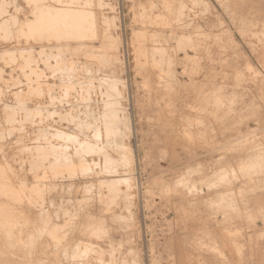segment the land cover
Returning <instances> with one entry per match:
<instances>
[{"label":"rangeland","instance_id":"1","mask_svg":"<svg viewBox=\"0 0 264 264\" xmlns=\"http://www.w3.org/2000/svg\"><path fill=\"white\" fill-rule=\"evenodd\" d=\"M0 29V264H264V0H0Z\"/></svg>","mask_w":264,"mask_h":264},{"label":"bare ground","instance_id":"2","mask_svg":"<svg viewBox=\"0 0 264 264\" xmlns=\"http://www.w3.org/2000/svg\"><path fill=\"white\" fill-rule=\"evenodd\" d=\"M178 2H179V1H178ZM203 4H204V3H203ZM42 10H43V9H42ZM39 11H40V13H41V10H39ZM53 11H54V10H53ZM35 12H36V11H35ZM37 12H38V11H37ZM45 12H46V11H45ZM45 12H42V13H45ZM38 13H39V12H38ZM38 13H37V14H38ZM50 13L54 14V12H52V9H51V12H50ZM35 15H36V14H35ZM38 15H39V14H38ZM45 15H47V14H45ZM50 15H51V14H50ZM54 15H55V14H54ZM54 15H52V17H53ZM178 15H179V12H178ZM43 16H44V15H43ZM34 17H35V16H34ZM57 17H58V16H57ZM57 17H56V15H55V17H53V19L55 20ZM31 18H32V17H31ZM39 18H40V17H39ZM46 18H48V16H46ZM61 19H62V18H61ZM61 19H60V21H61ZM33 20H34V18H33ZM54 20H53V22H54ZM65 20H66V19H65ZM67 20H68V19H67ZM36 21H38L37 18H36ZM47 21H50V20L47 19ZM62 21H63V20H62ZM13 22H14V21H13ZM34 22H35V20H34ZM51 22H52V21H51ZM58 22H59V20L56 21L57 24H58ZM63 22H64V21H63ZM73 22H75V21H73ZM77 22H78V21H77ZM60 23H61V22H60ZM60 23H59V24H60ZM69 23H70V22H69ZM78 23H79V22H78ZM78 23H76V24H78ZM42 24H43V23H42ZM24 25H25V24H24ZM61 25H62V24H61ZM61 25H60V26H61ZM68 25H69V24H68ZM81 25H82V24H81ZM25 26H26V25H25ZM49 26H50V25H49ZM56 26H57V25H56ZM60 26H59V27H60ZM62 26H63V25H62ZM69 26H70V25H69ZM29 27H30V26H29ZM36 27H37V26H36ZM65 27H67V26H65ZM63 28H64V27H63ZM72 28H73V27H72ZM47 29H48V28H47ZM79 29H80V28H79ZM79 29H78V30H79ZM0 30H1V29H0ZM53 30H54V28H53ZM76 30H77V28H76ZM47 31H48V30H47ZM36 32H37V31H36ZM44 32H45V31H44ZM53 32H54V31H53ZM53 32H52V33H53ZM33 33H34V32H33ZM50 33H51V32H50ZM55 33H57V31H56ZM35 34H36V33H35ZM44 34H45V33H44ZM68 35H69V34H68ZM71 35H72V34H71ZM1 36H2V35H1ZM28 36H29V35H28ZM30 36H31V35H30ZM33 36H34V35H33ZM38 36H39V34H38ZM57 37H58V36H57ZM68 37H69V36H68ZM33 38H34V37H33ZM46 38H48V37H46ZM49 38H50V35H49ZM49 38H48V39H49ZM52 38H53V37H52ZM54 38H55V37H54ZM32 40H33V39H32ZM60 40H61V39H60ZM12 43H13V42H12ZM75 45H76V44H75ZM53 46H54V45H53ZM73 46H74V45H73ZM89 46H90V44H89ZM59 47H60V46H59ZM48 48H49V47H48ZM55 48H56V47H55ZM78 48H79V47H78ZM46 49H47V48H46ZM49 49H50V48H49ZM67 49H68V48H67ZM72 49H73V48H72ZM42 50H43V49H42ZM56 50H57V48H56ZM75 50H76V49H75ZM12 51H13V50H12ZM51 51H52V50H51ZM37 52H38V51H37ZM54 52H55V51H54ZM56 52H57V51H56ZM74 52H75V51H74ZM83 52H85V51H83ZM25 53H26V52H25ZM85 53H86V52H85ZM1 54H2V53L0 52V55H1ZM7 54H8V53H7ZM7 54H6V55H7ZM9 54H10V53H9ZM35 54H36V53H35ZM42 54H43V52H42ZM56 54H57V53H56ZM18 55H19V54H18ZM18 55H17V56H18ZM49 55H50V54H49ZM70 55H71V54H70ZM86 55H87V54H86ZM89 55H90V54H89ZM114 55H115V54H114ZM27 56H28V55H27ZM104 56H105V55H104ZM5 57H6V56H5ZM44 57H45V56H44ZM74 57H75V56H74ZM87 57H88V56H87ZM93 57H94V55H93ZM93 57H92V58H93ZM107 57H108V56H107ZM68 58H69V56H68ZM96 58H97V57H96ZM96 58H95V59H96ZM101 58H102V57H101ZM101 58H100V59H101ZM2 59H3V58H2ZM45 59H46V58H45ZM60 59H61V58H60ZM89 59H91V58H89ZM98 59H99V58H98ZM100 59H99V60H100ZM114 59H115V58H114ZM43 60H44V58H43ZM47 60H48V59H47ZM57 60H59V59H57ZM101 60H102V59H101ZM39 61H40V60H39ZM60 61H62V60H60ZM102 61H103V60H102ZM110 61H111V60H110ZM13 62H14V61H13ZM42 62H44V61H42ZM58 62H59V61H58ZM77 62H78V61H77ZM100 62H101V61H100ZM114 62H115V61H114ZM27 63H28V62H27ZM40 63H41V62H40ZM31 64H32V63H31ZM45 64H46V62H45ZM55 64L57 65V63H55ZM105 64H106V63H105ZM168 64H169V63H168ZM13 65H14V64H13ZM29 65H30V64H29ZM35 65H36V64H35ZM70 65H71V64H70ZM109 65H110V64H109ZM52 66H53V65H52ZM26 67H27V66H26ZM28 67H29V66H28ZM33 67H34V66H33ZM55 67H56V66H55ZM173 67H174V65H173ZM20 68H21V67H20ZM34 68H35V67H34ZM18 69H19V68H18ZM23 69H24V68H23ZM51 69H52V67H51ZM54 69H55V68H54ZM15 70H16V69H15ZM29 70H31V69H29ZM29 70H28V71H29ZM35 70H36V69H35ZM46 70H47V69H46ZM55 70H57V69H55ZM63 70H65V69H62V68H61L60 71H63ZM72 70H73V69H72ZM21 71H22V70H21ZM33 71H34V70H33ZM58 71H59V70H58ZM169 71H170V70H169ZM54 73H55V72H54ZM169 73H170V72H169ZM31 74H32V73H31ZM51 74H52V71H51ZM41 75H42V74H41ZM41 75H39V76H41ZM65 75H66V72L63 73V75H61V76L63 77V76H65ZM173 75H174V74H173ZM42 76H43V75H42ZM70 76H71V75H70ZM169 76H171V74H169ZM15 78H16V77H15ZM31 79H32V78H31ZM43 80H44V79H43ZM108 80H111V79H108ZM0 81H1V80H0ZM5 82H7V81H5ZM29 82H30V81H29ZM31 82H32V81H31ZM67 82H68V81H67ZM16 83H17V82H16ZM18 83H19V82H18ZM33 83H34V82H33ZM111 83L113 84V82H111ZM116 83H118V82L116 81ZM69 84H70V83H69ZM108 84H109V82H108ZM114 84H115V83H114ZM114 84H113V87H115ZM30 85H31V84H30ZM35 85H36V84H35ZM109 85H110V84H109ZM115 85L117 86V84H115ZM28 86H29V85H28ZM37 86H38V85H37ZM39 86H40V85H39ZM105 86H107V85H105ZM110 86H111V85H110ZM8 87H9V86H8ZM12 87H13V85H12ZM111 87H112V86H111ZM39 88H40V87H39ZM50 88H51V87H50ZM26 89H27V88H26ZM32 89H33V88H32ZM37 89H38V88H37ZM30 90H31V89H30ZM39 90H40V89H39ZM112 91H113V90H112ZM3 92H4V91H3ZM35 92H37V91H35ZM21 93H22V92H21ZM14 94H16V93H14ZM34 94H35V93H34ZM62 94H63V93H62ZM31 95H32V94H31ZM36 95H37V94H36ZM15 96H16V95H15ZM39 96H41V95H39ZM13 97H14V96H13ZM36 97H37V96H36ZM46 97H47V96H46ZM2 98H3V97H2ZM52 99H53V98H52ZM12 100H13V99H12ZM50 100H51V98H50ZM113 102H114V101H109L108 104H109V105H112ZM117 105H118V104H117ZM7 106H8V105H7ZM105 108H106V107H105ZM106 109H107V108H106ZM108 109H109V108H108ZM108 109H107V111H108ZM113 109H114V108H113ZM99 110H100V109H99ZM94 111H95V110H94ZM102 111H103V110H102ZM105 111H106V110H105ZM105 111H103V112H105ZM107 111H106V112H107ZM111 111H112V110H111ZM116 111H117V110H116ZM90 112H91V111H90ZM103 112H101V113H103ZM117 112H118V111H117ZM17 114H18V113H17ZM104 114H105V113H104ZM104 114H103V115H104ZM113 114H114V112L111 113V114H107V115L105 114V117H106V119H107V122H106V120H105V126H106V127H105V130H106V132H108V134H109V131H110V130H113V128H115V126H116V125H115V122H116V120H117V119H116V115H117V114H116V112H115L116 115H115V114L113 115ZM76 115H78V114H76ZM98 115H99V114H98ZM100 115H102V114H100ZM124 115H125V114H124ZM78 117H79V116H78ZM98 117H99V116H98ZM101 117H102V116H101ZM101 117H100V118H101ZM107 117H108V118H107ZM119 117H120V116H119ZM66 118H68V117H66ZM73 118H74V117H73ZM70 119H71V118H70ZM70 119H69V120H70ZM89 119H90V118H89ZM102 119H103V118H102ZM123 119H124V118H123ZM69 120H68V121H69ZM72 120H73V119H72ZM100 120H101V119H100ZM95 121H96V120H95ZM74 122H75V121H74ZM90 122H91V121H90ZM101 122H102V121H101ZM19 124H20V123H19ZM77 124H78V123H77ZM77 124H76V125H77ZM85 125H89V123L86 122ZM94 125H95V124H94ZM19 126H20V125H19ZM77 126H78V125H77ZM83 126H84V125H83ZM95 126H97V125H95ZM122 126H123V124H122ZM102 127H103V126H102ZM203 127H204V126H203ZM0 128H2V127H0ZM99 128H100V126H99ZM121 129H122V128H121ZM43 130H44V129H43ZM102 130H103V129H102ZM105 130H104V131H105ZM49 131H50V130H49ZM62 131H63V130H62ZM81 131H82V130H81ZM92 131H93V130H92ZM100 131H101V130H100ZM114 131H115V130H114ZM50 132H51V131H50ZM118 132H119V131H118ZM2 133H3V132H2ZM40 133H41V132H40ZM58 133H59V132H58ZM79 133H80V132H79ZM98 133H99V130H98V132H97V135H98ZM102 133H103V132H102ZM38 134H39V133H38ZM50 134H51V133H50ZM52 134H53V133H52ZM52 134H51V135H52ZM72 134H73V132H72L71 134H68V133H61V136H62V137H65L69 142H74V143H75V141H78V139H76V136H75V135H72ZM76 134H77V132H76ZM82 134H83V133H82ZM108 134H106V135H108ZM46 135H47V134H46ZM51 135H50V137H51ZM83 135H84V134H83ZM109 135H110V134H109ZM126 135H127V134H126ZM39 136H40V134H39ZM44 136H45V135H44ZM104 136H105V135H104ZM124 136H125V135H124ZM45 137H46V136H45ZM56 137H58V136H56ZM84 137L86 138V136H84ZM107 137H108V136H107ZM109 137H111V136H109ZM114 137H115V136H114ZM118 137H119V136H118ZM118 137H117V138H118ZM47 138H49V137H47ZM65 138H64V139H65ZM105 138H106V137H105ZM39 139H41V137H40ZM49 139H50V138H49ZM54 139H55V138H53V140H54ZM66 139H65V140H66ZM108 139H109V138H108ZM111 139H112V138H111ZM37 140H38V139H37ZM45 140H46V139H45ZM57 140H58V139H57ZM100 140H101V139H100ZM105 140H106V139H105ZM113 140L116 142V138L113 139ZM49 141H50V140H49ZM60 141H61V140H60ZM62 141H64V140H62ZM86 141H87V139H86ZM88 141H89V140H88ZM118 141L120 142V140H118ZM38 142H39V141H38ZM58 142H59V141H58ZM81 142H82V141H81ZM107 142H108V140H107ZM17 143H18V142H17ZM62 143H63V142H62ZM89 143H90V142H89ZM89 143H88V142H82V143H80V142L78 141L77 144H79V148L81 147L83 150L85 149V150H89V151H90V150H93L94 147H92ZM93 143H94V142H93ZM105 143H106V141H105ZM105 143H104V144H105ZM116 143H117V142H116ZM47 144H48V143H47ZM64 144H67L66 141L64 142ZM53 145H54V144H53ZM74 145H75V144H74ZM95 145H96V144H95ZM105 145H106V144H105ZM105 145H104V146H105ZM67 146H68V145H67ZM72 146H73V145H72ZM93 146H94V144H93ZM99 146H100V145H99ZM108 146H109V145H108ZM110 146H111V145H110ZM113 146H116V145H113ZM39 147H40V146H39ZM57 147H58V146H57ZM76 147H77V145H76ZM102 147H103V146H102ZM106 147H107V146H106ZM59 148H60V147H59ZM63 148H64V147H63ZM67 148H68V147H67ZM31 149H32V148H31ZM60 149H61V148H60ZM64 149H65V148H64ZM75 149H76V148H75ZM113 149H114V148H113ZM76 150H77V149H76ZM102 150H103V149H102ZM114 150H115V149H114ZM59 151H60V150H59ZM62 151H64V150H62ZM65 151H66V150H65ZM100 151H101V150H100ZM100 151H99V152H100ZM110 151H112V150L110 149ZM49 152H50V151H49ZM76 152H77V151H76ZM78 152L80 153V151H78ZM96 152H97V151H96ZM103 152H104V151H101L102 157H103V155H104ZM29 153H30V152H29ZM33 153H34V152H33ZM57 153H58V152H57ZM87 153H88V152H87ZM59 154H60V153H59ZM95 154H97V153H95ZM106 154H107V152H106ZM106 154H105V155H106ZM37 155H38V154H37ZM45 155L48 156L47 154H45ZM51 155H54V154H51ZM57 155H58V154H57ZM64 155H65V154H64ZM64 155H63V156H64ZM82 155H83V154H82ZM90 155H91V154H90ZM41 156H43V155L41 154ZM59 156H60V155L55 156V157L58 158ZM110 156H111V155H110ZM147 156H148V155H147ZM77 157H78V156H77ZM108 157H109V156H108ZM149 157H150V156H149ZM252 157H253V156H252ZM57 158H56V159H57ZM59 158H61V157H59ZM109 158H110V157H109ZM257 158H259V157H257ZM62 159H63V158H62ZM107 159H108V158H107ZM263 159H264V158H263ZM58 160H59V162H62L60 159H58ZM66 160H67V159H66ZM66 160H64V161H66ZM68 160H69V159H68ZM68 160H67V161H68ZM259 160H260V159H259ZM259 160H258V161H259ZM31 161H32V160H31ZM67 161H66V162H67ZM82 161H83V159H82ZM84 161H85V160H84ZM102 161H103V160H102ZM110 161H111V159H110ZM255 161H256V160H255ZM255 161H254V162H255ZM44 162H45V161H44ZM75 162H76V161H75ZM75 162H72V163L70 162L71 164H69V166L78 169V167H79V165H80L79 163H81V161L79 160L76 164H74ZM107 162H108V161H107ZM256 162H257V161H256ZM84 163H85V162H84ZM104 163H106V160H105ZM108 163H109V162H108ZM41 164H42V163H41ZM46 164H47V163H46ZM53 164H54V163H53ZM64 164H65V162H64ZM66 164H68V162H67ZM254 164H255V163H254ZM254 164H252V165H254ZM261 164H262V163H261ZM60 165L63 166V164H60ZM247 165H248V164H247ZM263 165H264V164H263ZM263 165H262V166H263ZM17 166H18V165H17ZM20 166H21V165H20ZM20 166H19V167H20ZM58 166H59V165H58ZM66 166H67V165H66ZM66 166L64 165L63 167H66ZM256 166H257V165H256ZM251 168H252V167H251ZM258 168H259V166H258ZM262 168H263V167H262ZM19 169H20V168H19ZM112 169H115V168H111V170H112ZM246 169H247V168H246ZM260 169H261V168H260ZM260 169H259V170H260ZM26 170H27V169H26ZM58 170H60V168H59ZM58 170L56 169V171H58ZM66 170H67V169H66ZM68 170H69V169H68ZM73 170H74V169H73ZM102 170H105V168H104V169L102 168ZM107 170H108V168H107ZM222 170H223V169H222ZM242 170H243V169H242ZM252 170H253V169H252ZM254 170H255V169H254ZM64 171H65V169H64ZM76 171H77V170H76ZM96 171H97V169H96ZM113 171H114V170H113ZM113 171H112V173H113ZM245 171H246V170H245ZM72 172H73V171H72ZM109 172H110V171H109ZM248 172H249V171H248ZM252 172H253V171H252ZM64 173H65V172H64ZM110 173H111V172H110ZM114 173H115V172H114ZM221 173H222V172H221ZM231 173H232V172H231ZM233 173H234V172H233ZM241 173H242V172H241ZM244 173H245V172H244ZM0 174H1V173H0ZM72 174H73V173H70V175H72ZM75 174H76V173H75ZM106 174H107V173H106ZM116 174H117V173H116ZM258 174H259V173H258ZM65 175H66V174H65ZM70 175L67 174V176H69V178H72L73 175H72V177H71ZM76 175H77V174H76ZM223 175H225V174L223 173ZM223 175H221V176H223ZM226 175H227V174H226ZM232 175H233V174H232ZM240 175H241V174H240ZM63 176H64V175L62 174L61 177L63 178ZM247 176H248V175H247ZM65 177H66V176H65ZM109 177H110V176H109ZM2 178H3V176H2ZM125 178H126V176H125ZM128 178H130V177L128 176ZM41 179H42V178H41ZM131 179H132V178H131ZM205 179H206V177H205ZM224 179H225V178H224ZM51 180H52V179H51ZM61 180H62V179H61ZM120 180H122V179H120ZM132 180H133V179H132ZM206 180H207V179H206ZM36 181H38V180H36ZM124 181H125V180H124ZM126 181H127V179H126ZM201 181H202V180H201ZM207 181H208V180H207ZM219 181H220V179H219ZM98 182H100V181H98ZM112 182H114V183H116V184L118 185V183H117L118 181H116V180L114 181V180H113ZM119 182H120V184H121V183H123V180H122V182H121V181H119ZM131 182H132V181H131ZM223 182H224V181H223ZM256 182H257V181H256ZM15 183H16V182H15ZM125 183H126V182H125ZM129 183H130V182H129ZM221 183H222V182H221ZM1 184H2V183H1ZM17 184H18V183H17ZM21 184H22V183H21ZM36 184H37V183H36ZM49 184H50V183H49ZM108 184H109V182H108ZM227 184H228V183H227ZM229 184H230V183H229ZM42 185H43V183H42ZM61 185H62V184H61ZM90 185H91V184H90ZM110 185H111V184H110ZM121 185H124V183L121 184ZM125 185H126V184H125ZM128 185H129V184H128ZM224 185H225V184H224ZM8 186H9V185H8ZM10 186H12L13 189L15 188L13 185H10ZM16 186H17V185H16ZM40 186H41V185H40ZM79 186H80V185H79ZM82 186H83V185H82ZM93 186H94V185H93ZM114 186H115V184H114ZM126 186H127V185H126ZM129 186H130V185H129ZM132 186H133V184H132ZM132 186H131V187H132ZM134 186H135V185H134ZM225 186H226V185H225ZM19 187H20V185H19ZM19 187H17V189H18ZM33 187H34V186H33ZM80 187H81V186H80ZM227 187H228V186H227ZM229 187H230V186H229ZM22 188H25V187L22 186ZM22 188L20 187V189H18V190L21 191ZM36 188H37V187H36ZM36 188H35V187L32 188L33 190H31V189L29 190V189H28V192H30V191L32 192V191H33V192L35 193V190H34V189H36ZM67 188H68V187H66V190H67ZM115 188H116V187H115ZM126 188H127V187H126ZM128 188H129V187H128ZM9 189H11V188H9ZM17 189H16V190H17ZM40 189H41V187L39 188L38 191H41ZM43 189H44V187H43ZM135 189H136V186H135ZM16 190H14V191H16ZM45 190H46V189H45ZM126 190H128V189H126ZM126 190H125V191H126ZM131 190H132V189H131ZM136 190H137V189H136ZM8 191H9V190H8ZM14 191H13V192H14ZM36 191H37V190H36ZM125 191H124V192H125ZM9 192H10V193H8V194H11V191H9ZM42 192H43V191H42ZM42 192H40V193H42ZM26 193H27V192H26ZM36 193H37V195H40V193H39V194H38V192H36ZM60 193H61V192H60ZM62 193H63V191H62ZM106 193H107V192H106ZM16 194L18 195V193H16ZM19 194L21 195L20 192H19ZM58 194H59V193H58ZM66 194H67V193H66ZM230 194H231V193H230ZM26 195H28V194H26ZM29 195H30V194H29ZM35 195H36V194H35ZM98 195H99V194H98ZM18 196H19V195H18ZM22 196H23V194H22ZM30 196L34 197L33 195H30ZM108 196H109V195H108ZM114 196H115V194H114ZM123 196H124V195H123ZM130 196H131V195H130ZM5 197H6V196H5ZM8 197H9V195H8ZM10 197H13V196H10ZM38 197H39V196H38ZM103 197H104V196H103ZM124 197H125V196H124ZM128 197H129V196H128ZM18 198H19V197H18ZM27 198H28V199H29V198L32 199L31 197H27ZM27 198H26V199H27ZM40 198H41V195H40ZM101 198H102V197H101ZM24 199H25V198H24ZM36 199H37V198H36ZM39 200H40V199H39ZM39 200H37V201H39ZM103 200H104V199H103ZM109 200H110V199H109ZM234 200H235V199H233V201H234ZM22 201H23V199H22ZM20 202H21V201H20ZM27 202H28V201H27ZM32 202H33V200H32ZM32 202H30V203H32ZM35 202H36V201H35ZM39 202H40V201H39ZM28 203H29V202H28ZM48 203L50 204V202H48ZM48 203H47V204H48ZM63 203H64V202H63ZM96 203H97V202H96ZM26 204H27V203H26ZM34 204H37V203H34V202H33V205H34ZM38 204H39V203H38ZM38 204H37V206L39 207ZM30 205H32V204H30ZM33 205H32V206H33ZM6 206H7V205H6ZM32 206H31V207H32ZM29 207H30V206H29ZM40 207H41V206H40ZM30 209H31V208H30ZM32 209H34V208L32 207ZM32 209H31V210H32ZM39 209H40V208H39ZM39 212H40V211H39ZM43 212H44V211H43ZM29 213H30V212H29ZM0 214H1V213H0ZM40 214H41V213H40ZM40 214H38V216H39ZM52 214H53V213H52ZM56 214H57V213H56ZM30 215H31V214H30ZM0 216H1V215H0ZM54 216H55V215H54ZM39 217H40V216H39ZM44 217H45V216H44ZM27 218H28V217H27ZM69 218H70V217H69ZM69 218H68V219H69ZM29 219H30V218H29ZM33 219H34V218H33ZM38 219H39V218H38ZM38 219H35V220H38ZM40 219L42 220L43 218H40ZM45 219H46V218H45ZM49 219H50V218H49ZM4 220H5V219H4ZM33 221H34V220H33ZM38 221H39V220H38ZM42 221H43V220H42ZM46 221H48V220H46ZM46 221H45V222H46ZM45 222H44V223H45ZM48 222L50 223V221H48ZM22 223H23V222H22ZM22 223H21V224H22ZM40 223H41L40 225H42V222H41V221H40ZM3 224H4V223H3ZM11 224H12V223H11ZM21 224H19V225H21ZM25 224H26V223H25ZM64 224H65V223H64ZM66 224H68V223H66ZM17 225H18V224H17ZM34 225H36V224H34ZM44 225H45V224H44ZM7 226H8V225H7ZM62 226H63V225H62ZM69 226H70V225H69ZM89 226H90V225H89ZM2 227H4V226L2 225ZM35 227L37 228V226H35ZM44 227H45V228H44ZM13 228H14V227H13ZM38 228H39V227H38ZM38 228H37L36 230L39 232L40 230H39ZM63 228H64V227H63ZM63 228H59V226L54 225V226L51 227V229H50V228H48V229H50V231H51L52 234H53L52 236H54V235L57 234V232H59V231H60L61 229H63ZM69 228H70V227H69ZM87 228H88V227H87ZM96 228H97V227H96ZM40 229H41V227H40ZM42 229H43V230H42ZM42 229H41V230L44 231V229H46V225L43 226ZM48 229H47V230H48ZM59 229H60V230H59ZM9 230H10V229H9ZM42 231H41V232H42ZM69 231H70V230H69ZM17 232H18V231H17ZM38 232H37V233H38ZM53 232H54V233H53ZM65 233H67V232H65ZM96 233H97V232H96ZM60 234H61V233H60ZM68 234H69V233H67V235H68ZM97 234H98V233H97ZM99 234H100V233H99ZM101 234H102V233H101ZM39 236H40V235H39ZM28 237H29V236H28ZM41 237H42V236H41ZM55 237H56V236H55ZM60 237H61V236H60ZM64 237H65V236H64ZM64 237H63V238H64ZM206 237H207V236H206ZM51 238H52V237H51ZM58 238H59V237H58ZM27 239H28V238H27ZM64 239H65V238H64ZM64 239H63V240H64ZM28 240H29V239H28ZM38 240H40V239L38 238ZM53 241H54V240H53ZM56 241H57V242H56ZM61 241H62V240H61ZM30 242H31V241H30ZM33 242H34V241H33ZM33 242H32V243H33ZM55 242H56V244H59V240H58V239H56ZM66 247H67V246H66ZM28 248H29V247H28ZM65 249H66V248H65ZM87 249H88V248H87ZM62 250H63V249H62ZM61 252H62V251H61ZM82 255H83V254H82ZM79 258H80V257H79ZM82 259H83V258H82ZM109 260H110V259H109ZM224 260H225V259H224ZM46 262H47V261H46ZM46 262H45V263H46ZM100 263H101V262H100Z\"/></svg>","mask_w":264,"mask_h":264}]
</instances>
